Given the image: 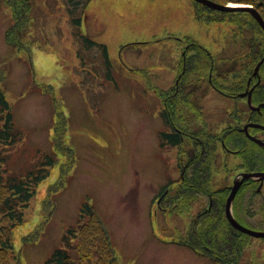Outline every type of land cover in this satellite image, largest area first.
I'll list each match as a JSON object with an SVG mask.
<instances>
[{
  "label": "rangeland",
  "instance_id": "1",
  "mask_svg": "<svg viewBox=\"0 0 264 264\" xmlns=\"http://www.w3.org/2000/svg\"><path fill=\"white\" fill-rule=\"evenodd\" d=\"M12 3L29 7L27 19L10 31L19 41L14 47L6 37L15 24ZM67 8V0H0V84L15 128L21 131L18 143L0 150L9 172L18 174L37 166L45 154L56 153L57 158L49 176L37 185L24 224L15 231L14 248L21 249L25 264H42L64 228L75 221L79 206L87 202L104 221L119 264H220L176 241L191 239L188 231L195 215L215 202L216 189L229 188L238 171H244L239 162L245 165L240 157L219 152L210 160V192L192 190L187 193L195 196L179 202L175 211L161 209L158 201L177 191L181 171L187 172L186 151L191 149L184 141L180 146H160L158 134L165 131L161 109L163 95L169 96L176 84L179 45L191 40L201 47L200 68L187 73L189 97L177 98L181 118L176 125L193 134H217L241 124L244 99L229 93L242 92L237 81L253 57L246 55L255 44L251 34L209 21V15L219 14L194 0H88L77 8V15L67 13ZM72 16L80 25H74ZM87 40L94 42L89 48ZM100 42L106 44L107 55ZM207 55L213 59V73L204 63ZM262 64L259 76L264 83ZM55 109L64 117L66 129L60 138L73 149V166L64 187L51 194V183L65 161L51 138ZM254 136L264 138V130H256ZM169 182L173 185L163 190ZM258 185L257 193L238 194L260 195L264 207V179L259 189ZM183 195L180 192L174 200ZM44 211L49 218L39 240L22 246ZM207 236L227 262L232 258V264H264V237L243 233L236 252L231 248V254H219L226 235Z\"/></svg>",
  "mask_w": 264,
  "mask_h": 264
},
{
  "label": "trees",
  "instance_id": "2",
  "mask_svg": "<svg viewBox=\"0 0 264 264\" xmlns=\"http://www.w3.org/2000/svg\"><path fill=\"white\" fill-rule=\"evenodd\" d=\"M87 1L88 0H67V13L69 12L70 15H77V8L81 5L85 6ZM213 1H217L221 4L230 3L233 5L250 4L261 14L262 18L264 19V0ZM12 4L13 5H10L13 7L12 14L13 17L15 16V24L12 25L10 30L7 32L6 37L7 41L14 47V45L16 46L19 43V41L17 39H13L10 31L15 30L18 26H20L21 20L27 19L26 13L29 11V7L26 4ZM197 5L208 11L219 14L217 18L207 15L209 21L214 19L215 21L219 20L221 22L231 24L240 33L245 31L248 34H251V36L248 37L255 41L252 49L246 52L247 56L253 54L251 62L247 63L249 68L245 69L244 75L239 81H237V87L243 91L246 88L245 81L248 76L251 75V72L255 67L254 63H256L264 54V33L262 29L252 17V15L246 11L239 10L224 12L210 9L198 3ZM71 20L74 25H80V20L77 16H72ZM93 44L94 42L88 41L86 45L89 48ZM192 45L193 47L197 46L198 48H201L195 43L189 44L185 49L187 61H190L192 57L190 52ZM103 49V53H106L104 47ZM207 57L208 60L204 63L209 65L208 71L213 73V59L208 55ZM199 68L200 65L195 67L192 72L197 73ZM181 78L183 77L181 76L178 82L180 86L184 85ZM255 79V77L251 79L252 85L255 84ZM43 86L45 89L47 88V86ZM213 86L214 88L218 89V86L214 83ZM174 89L175 87H172L168 97L165 96V94L163 95V106L166 104V108L162 106L161 109L162 121L165 124V118L167 117L168 121L166 124L169 126H173L172 121L181 118L177 115V113H180L177 98L180 97L186 100L189 93L185 88H181L178 92L173 93ZM50 96L52 97L53 105H55V97L52 94H50ZM229 96L237 97L238 95L236 93H229ZM251 100L253 105L264 103V83L261 80L259 84L254 85L251 92ZM244 101L246 100L244 99ZM244 104L245 109L243 112H246V117L243 119V121H252L260 123V125H264V107H261L259 111H255L250 109V107L247 105V102ZM166 112H168V114ZM238 116L239 115L236 116V119ZM54 122L55 125L52 127L51 136L52 143L57 153H61L65 161L60 166V174L56 179V182L51 183L52 186L49 189L51 194L57 193L61 188L64 187L67 181L68 173L73 166V149L67 146L60 138V135L65 134L64 132L66 129L64 117L60 110L55 109ZM243 125L244 124H241L240 128H242ZM251 130L256 131L260 129L251 128ZM57 131H60V133ZM173 133H164V131L159 132V144L161 147L165 146V143L173 147L181 145L182 139L180 138V134ZM195 134L198 135L199 142L195 144L193 141V144L196 147L194 148L192 145V150L194 151L193 157H195L190 161H186V164L188 165L187 172H184L186 179L183 181V183H181V185L176 187L175 190L177 191H174L172 195H163V198L157 204L161 209L168 210L169 213L176 210L177 207L175 206L179 202H184V200L186 201L188 198L195 196L189 195L187 192H191L193 190L198 194H204L207 193V191H211L208 190L210 181L208 179L210 174V160L218 156L219 149L217 146L220 147L221 141L224 143V148L227 147L232 149L233 152L231 155L240 157L243 162L242 164L245 165V167H243L239 162L238 167L243 168L244 171L239 170L238 172L257 173L264 171V149L247 138L243 132L238 131L237 126H228L222 132L217 134L207 133L204 131H199ZM20 139L21 131L15 128L11 104L6 98L4 87L0 84V146L3 148L12 147L18 143ZM188 145L190 146L189 143ZM54 154H45L44 159L40 161L37 166L28 169L23 174H18L13 171L9 172V169L6 166V154L0 150V190L3 191L0 193L2 194L0 195V264H11L13 262H15V264H25L22 261L21 249L19 248V250L17 247L14 248L15 231L17 230L18 226L24 224L25 222L26 211L30 208L29 205L31 200L35 197L37 185L49 176L50 168H52L56 163L57 158ZM189 178H192V180H189ZM171 185H173V182H169L167 185H165L163 190L164 188L166 189L167 186ZM257 185L258 182L255 180L250 179L244 181L237 192L257 193L255 192ZM231 186L229 188H218L214 192L220 193L228 191L229 193ZM180 192L185 195H183L180 200L175 201V197H177V194ZM203 196L208 198V195ZM226 196L227 195H214V197H216L215 202L211 203V206L208 210L205 209L200 211L198 215H195L196 217L194 218V221L191 222L193 228L188 231L189 237L191 239L176 241L187 245L186 248L195 254L197 253L200 256L208 257L220 264H232L231 262H233V260L231 258V260L227 262V260L224 258V255H218L215 253L214 250L218 248L213 247L210 244V240L207 238V235L209 234V237H214L217 233L225 234V247L218 251V253L224 254L223 252L229 251V254H231V248H235L236 252L242 245V243L239 244L240 239H238V237L243 234L238 231V234H235L234 232L236 230L229 225L224 217V202ZM261 202L262 199L260 195H235L232 202V212L235 219L242 225H249V227L251 226L250 228L264 230V207L261 205ZM254 204L255 206H253ZM49 205L50 199L43 201L44 210L48 209ZM181 210L188 209L186 208ZM46 215L47 212L45 211L41 212L40 214L38 213V219L40 220L35 228L24 238L22 246L27 243L36 242L39 240L49 218V216ZM253 216H255V218ZM242 221H245L248 224H245ZM3 222L5 223L1 224ZM206 223H208V225L205 229H202V231L200 226L202 224L206 225ZM42 264H119L114 247L110 240L108 229L104 221L100 220V217L93 206L89 205L87 202H83L79 206L75 221L71 225L64 228L61 233L58 245L53 248Z\"/></svg>",
  "mask_w": 264,
  "mask_h": 264
},
{
  "label": "water",
  "instance_id": "3",
  "mask_svg": "<svg viewBox=\"0 0 264 264\" xmlns=\"http://www.w3.org/2000/svg\"><path fill=\"white\" fill-rule=\"evenodd\" d=\"M194 1L206 6L208 8L217 10V11H224L225 12V11H239V10H242V11L249 12L254 17V19L257 21V23L259 24V26L261 27V29L264 32V20L261 17V15L258 13V11L252 6L244 5V4L232 5L230 3L220 4V3L214 2L212 0H194ZM263 60H264V56L256 63V65H255V67L253 69L252 75H257L258 74V69H259L261 63L263 62ZM259 80H260V78L258 77L256 84L259 83ZM248 81H249V79H248ZM251 90H252V88L246 89L245 91L240 93L239 96H241V97L247 96V102L249 103V106L252 109L259 110V108L261 106L264 107V103H260L257 106H252L251 105ZM249 125L255 126V127H260L262 129H264V125H260V124H256V123H246L243 126V128H242V130L247 134V136L250 139H253L259 145L264 146V142L263 141H261L260 139L252 138V136L248 133L247 127ZM241 174L243 176L242 179L240 181L236 182V184L231 187L230 194L227 195V197H226V200H225V217L228 220V222L230 223V225L233 228L237 229L238 231H240L242 233H246V234H248L250 236H253V237H264V231H258V230L249 229L248 227H246V226H244L242 224H239L235 220V218L233 217L232 210H231V203H232V200H233V198L235 196L234 193L237 191V188L239 186L238 183L240 184L243 179L249 178V177L257 174V175H259V185H258L257 189H259L260 186L262 185V181L264 179V171H261L259 173H241Z\"/></svg>",
  "mask_w": 264,
  "mask_h": 264
},
{
  "label": "flooded vegetation",
  "instance_id": "4",
  "mask_svg": "<svg viewBox=\"0 0 264 264\" xmlns=\"http://www.w3.org/2000/svg\"><path fill=\"white\" fill-rule=\"evenodd\" d=\"M176 38V37H175ZM177 40H179V41H183V39H177ZM101 43V45L104 47V43H102V42H100ZM192 43H194L193 41H191V40H189V41H185L183 44H181V45H179V49H180V51H179V55H178V66H179V70H178V73H177V78H176V80H177V82H176V84H175V89H174V91H173V93L174 92H178L179 91V89H181V88H186V91H189V88H188V76H187V73H189L190 71L192 72L193 70H194V68L195 67H197L199 64H198V47L197 46H195V47H193V45H192V47H191V49H190V52H191V55H192V57H191V59H190V61H187V55L185 54V49L187 48V46L189 45V44H192ZM195 44H197V43H195ZM197 45H199V44H197ZM183 77V80H182V83L184 84V85H182V86H180L179 85V79H180V77ZM209 82H210V80H209ZM252 86V84H251V82L249 83V87H251ZM172 89V88H171ZM170 92H171V90H170ZM169 92V93H170ZM165 96H167L168 97V95L167 94H165ZM243 99H245L246 101H244V103L245 102H247V98L246 97H244ZM164 107L166 108V104H164ZM167 114H168V112H166ZM168 121V118L166 117L165 118V124H164V127H165V131H164V133H179L180 134V138L183 140V138L185 137V136H187V140H185L187 143H189L190 144V147H191V149H189V151H187V156H188V161H190V160H192L194 157H193V153H194V151L192 150V145H193V141L195 142V144H197L198 142H199V137H198V135H196V134H193L192 132H191V130L189 129V128H186L185 127V129H183V127L184 126H177L176 125V123H175V121H172V124H173V126L171 125V126H169V125H167L166 124V122ZM238 129V128H237ZM167 130V131H166ZM202 131H204V130H202ZM248 131L252 134V135H254L255 134V131H252L251 130V128H250V130L248 129ZM199 132V131H198ZM205 132V131H204ZM242 132V131H241ZM173 133V134H174ZM244 133V132H243ZM193 135H195V136H193ZM245 135V134H244ZM197 136V137H196ZM252 141V140H251ZM202 142V141H201ZM165 146H169V145H165ZM164 146V147H165ZM227 151H229V152H233V150L232 149H229V148H227L226 149ZM186 164V163H185ZM184 172L185 171H181V173H180V178H181V182L183 183V181L186 179V176L184 175ZM238 175V174H237ZM181 182H180V184L179 185H181ZM182 189V188H181ZM225 193H216V195H224ZM226 195H228V193L226 194ZM235 195H240V193L238 194H235ZM245 195V194H244Z\"/></svg>",
  "mask_w": 264,
  "mask_h": 264
},
{
  "label": "bare ground",
  "instance_id": "5",
  "mask_svg": "<svg viewBox=\"0 0 264 264\" xmlns=\"http://www.w3.org/2000/svg\"><path fill=\"white\" fill-rule=\"evenodd\" d=\"M233 5V4H232ZM244 97H246L247 98V96H243L242 98H244ZM247 105L249 106V103L247 102ZM245 125V124H244ZM243 125V126H244ZM243 126H242V128H243ZM242 128H240V130L241 131H243L242 130ZM260 128V127H259ZM262 129V128H261ZM264 130V129H263ZM252 136V135H251ZM252 138H254L253 136H252ZM264 147V146H263ZM257 173H259V172H257ZM242 174H240V175H237V176H235V178L233 179V182H232V186L233 185H235L236 184V182H238V181H240L241 179H242ZM255 180V181H257V182H259V175H253V176H251V177H249V178H246V179H243L242 180V182L239 184V186H238V188H237V191H238V189H239V187L241 186V184L244 182V181H247V180ZM231 186V187H232ZM231 189V188H230ZM237 191L234 193V195L237 193ZM230 194V191H229V193H228V195ZM237 230V229H236ZM238 231V230H237ZM238 232H240V231H238Z\"/></svg>",
  "mask_w": 264,
  "mask_h": 264
},
{
  "label": "crops",
  "instance_id": "6",
  "mask_svg": "<svg viewBox=\"0 0 264 264\" xmlns=\"http://www.w3.org/2000/svg\"><path fill=\"white\" fill-rule=\"evenodd\" d=\"M222 147H223V148H222ZM222 149H224V150H222ZM222 151H223V154H224V155L228 154L227 151L225 150L224 146L220 143L219 152L222 153Z\"/></svg>",
  "mask_w": 264,
  "mask_h": 264
}]
</instances>
